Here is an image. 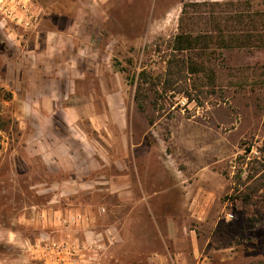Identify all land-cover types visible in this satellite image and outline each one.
I'll return each mask as SVG.
<instances>
[{
  "label": "rangeland",
  "instance_id": "rangeland-1",
  "mask_svg": "<svg viewBox=\"0 0 264 264\" xmlns=\"http://www.w3.org/2000/svg\"><path fill=\"white\" fill-rule=\"evenodd\" d=\"M31 1L28 28L0 15V264H264V0ZM181 28L213 35L197 100L140 110Z\"/></svg>",
  "mask_w": 264,
  "mask_h": 264
},
{
  "label": "trees",
  "instance_id": "trees-1",
  "mask_svg": "<svg viewBox=\"0 0 264 264\" xmlns=\"http://www.w3.org/2000/svg\"><path fill=\"white\" fill-rule=\"evenodd\" d=\"M192 3H186L183 6L182 16L180 18L179 27H184L186 15L188 13V7ZM213 35H206L204 33H199L193 35L189 31H183L182 28L177 35H175L173 44H172V53L169 55L166 61V68L164 76L159 77L155 76L152 71L147 69H142L139 72L137 78L135 99L137 101L138 107L140 110L146 108L147 98L149 97L150 91H157L159 87L162 88L164 92H174L178 94H183L188 101L197 100L193 93H191L188 81L189 74H194L197 71L196 65L189 59L188 53L200 48L202 40L205 38H212ZM227 46V45H226ZM0 128L3 129V125H0ZM245 153L250 151V147L244 149ZM262 152H264V141ZM262 166L263 163H262ZM245 169L240 168L236 174L235 187H233L234 192H238L236 184L246 185L250 180H252L259 172L260 169H249L245 180H242V172ZM260 190V187H254L248 193H243L239 195L241 199L246 203L250 204L249 194L252 196L255 192Z\"/></svg>",
  "mask_w": 264,
  "mask_h": 264
},
{
  "label": "built area",
  "instance_id": "built-area-1",
  "mask_svg": "<svg viewBox=\"0 0 264 264\" xmlns=\"http://www.w3.org/2000/svg\"><path fill=\"white\" fill-rule=\"evenodd\" d=\"M31 0H0V15L2 21L7 19L20 27H30L36 13ZM228 217L233 218L232 214Z\"/></svg>",
  "mask_w": 264,
  "mask_h": 264
},
{
  "label": "crops",
  "instance_id": "crops-1",
  "mask_svg": "<svg viewBox=\"0 0 264 264\" xmlns=\"http://www.w3.org/2000/svg\"><path fill=\"white\" fill-rule=\"evenodd\" d=\"M123 188H125L124 189L125 192L131 193L130 200H132V203L134 204L133 207H136L135 203L140 204L143 207H148V208L150 206L159 207V206H161V204H166V205L169 204L168 201L159 200V196L161 194H163V192L162 193L158 192L157 194H153L155 191H157V190H155L149 196H137L135 194L136 190L130 184L125 185V187H123ZM168 190H171V188H169ZM162 206L164 207V205H162ZM170 206H173V204H170ZM133 207H131V208H133ZM174 221L175 220H174L173 216L169 215L167 217V222H169L170 224H172V222H174ZM154 255H156V257H158L156 260L160 259V257H166L165 254H161V253H158V252H155ZM160 264H163L162 261H160Z\"/></svg>",
  "mask_w": 264,
  "mask_h": 264
}]
</instances>
